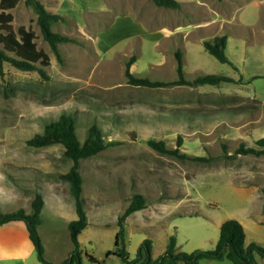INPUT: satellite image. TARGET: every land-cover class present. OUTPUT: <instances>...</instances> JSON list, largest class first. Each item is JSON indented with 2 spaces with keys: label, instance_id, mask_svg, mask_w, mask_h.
Segmentation results:
<instances>
[{
  "label": "rangeland",
  "instance_id": "obj_1",
  "mask_svg": "<svg viewBox=\"0 0 264 264\" xmlns=\"http://www.w3.org/2000/svg\"><path fill=\"white\" fill-rule=\"evenodd\" d=\"M73 1L74 7H61L66 21L51 25L80 40L57 44L61 62L43 40L33 8L20 0L10 10L12 28H31L50 63L44 67L47 78L7 61L0 63V211L20 207L29 211L34 193L41 192L45 203L37 229L44 257L58 263L69 255L73 244L67 217L75 215V208L62 174L72 161L58 143L34 147L27 139L48 121L70 115L81 142L91 125L101 130L104 140L116 142L79 159L87 214V225L78 235L81 264H97L88 254L102 264H125L106 252L115 247L117 216L134 193L145 197V206L125 219L129 259L135 258L145 238L152 240V256L157 257L171 234L176 236L177 251L212 249L221 223L229 218L244 227L245 245L256 242L264 247V154L235 152L240 143L256 146V139L264 136V3L256 7L255 0H199L179 9L149 4L155 20L145 27L118 26L108 17L94 19L103 0ZM172 26L178 28L162 39L165 28ZM136 31L147 40L144 53L140 55L139 37L132 38L126 52L108 50L114 38ZM183 32H188V39ZM222 33H227L225 53L234 66L203 48L202 39ZM182 45L187 79L217 73L242 81L162 87L126 82L124 66L131 54L138 57L134 74L175 78L174 51L183 52ZM117 47L124 49L121 42ZM178 135L180 151L208 159L178 158L146 143L148 138L163 139L174 147ZM255 259L264 264L258 254ZM21 262L41 264L28 238L0 229V264ZM197 264L232 263L201 258Z\"/></svg>",
  "mask_w": 264,
  "mask_h": 264
},
{
  "label": "trees",
  "instance_id": "obj_2",
  "mask_svg": "<svg viewBox=\"0 0 264 264\" xmlns=\"http://www.w3.org/2000/svg\"><path fill=\"white\" fill-rule=\"evenodd\" d=\"M18 0H0V63L9 62L14 67L21 70H34L41 77L47 78L44 69L50 63L49 55L38 48L35 42L36 34L31 28L20 25L16 30L11 26L13 8ZM155 5L169 8H179L178 0H153ZM24 4L31 6L36 14L35 21L39 27L43 40L47 42L53 51L56 59L61 62L62 57L57 44L61 42L78 43L76 37L64 34L51 29L54 22L62 21L64 17L60 13H53L47 10L39 0H24ZM227 41L226 33L216 34L209 39H204L202 45L204 49L222 63L233 65V62L225 53ZM176 77L169 80L152 79L147 76L134 74L130 70L131 63L136 59L135 54H131L124 66V76L130 85L143 87H162L168 85H194V84H218L225 82H241L242 78H234L225 74L204 73L198 74L192 79H187L183 71L182 52L179 48L174 51ZM1 73V72H0ZM58 143L63 147L66 157L71 159L72 164L68 171L62 176L70 184V192L74 200L75 218L67 222L70 240L73 248L69 255L58 263H52L45 259L44 248L38 234L40 224V211L44 205V198L41 192L36 191L30 201V210L27 212L23 208L12 211H0V224L21 220L24 222L28 237L36 252V257L41 264H81V250L78 235L87 225V214L83 206L81 197L82 177L78 172L79 159L91 156L103 150L107 145L116 143L115 141L104 140L103 134L96 125H91L86 138L81 142L75 131V124L70 115H62L57 120L48 121L43 125L42 131L34 133L27 139V144L34 147H42ZM148 146L159 153H166L178 158H188L194 160H207L208 157L190 155L180 151L182 137L176 138V145L168 147L163 139L148 138ZM236 153L264 154V136L256 139V146H246L240 143L235 149ZM262 211L264 212V187ZM145 206V197L140 193H134L122 213L117 216V231L115 234V247L108 250L106 255H117L125 264H197L201 258L223 259L226 258L232 264H259L255 259V254L264 258V247L256 242L244 244L245 231L242 224L233 218L224 220L219 229V237L212 249H194L193 251H177L176 236L171 234L163 253L157 257L152 256V240L145 238L139 244L134 259H129L125 249V219L132 212ZM88 258L102 264L93 255L88 254Z\"/></svg>",
  "mask_w": 264,
  "mask_h": 264
},
{
  "label": "crops",
  "instance_id": "obj_3",
  "mask_svg": "<svg viewBox=\"0 0 264 264\" xmlns=\"http://www.w3.org/2000/svg\"><path fill=\"white\" fill-rule=\"evenodd\" d=\"M22 1L24 3V0H22ZM39 1L44 5V7L47 10H49L53 13H60L64 17V19L61 22L66 21V19H67L66 16H68L67 14H65L64 12L61 11L62 5L63 4H69L70 6H73V7L76 5V4H73L74 3L73 0H39ZM178 1L180 3L179 8H181L182 4H186L190 1L196 2L199 0H178ZM18 2H20V0H18L16 4H18ZM261 2L264 3V0H255L254 5L256 7H260V6L262 7L263 4H261ZM153 3H154L153 0H151L149 3L146 0H125V3H124V0H103V4L98 5V7L96 9L97 14L95 13L93 18L94 19L99 18V20L100 19L102 20L103 18L108 17L111 19V21H110L111 24L113 23V24L118 25V26H123V25L129 24V25L145 26L146 27V24H149V20H155V18L153 16L154 15L153 14V7H151L149 5V4H151L152 6H155V3L154 4ZM179 8H175V9H179ZM11 9H9V11ZM170 9H174V8H170ZM149 11H152V14H149ZM219 21H221V20H219ZM91 23H92V21H91ZM180 26L181 25H178V27H180ZM178 27L177 26L176 27L175 26L166 27L165 29L167 31L165 32V35L162 36V39L171 36L175 32V29ZM81 29L84 32V28H81ZM136 32H138V33H136ZM136 32L128 33L125 35H123L124 34L123 33L122 36L114 38L115 42L109 47L108 50L110 52H113L115 50H124L125 51V50H127L129 42L132 40V38L139 37L143 42L140 45V49H139L140 55H141L142 53H144L143 51H144L145 41H147V40L145 39L144 33H141L140 31H136ZM187 34H188V32H183L182 35H183L184 39H188V38H186ZM226 35H227V33H226ZM212 36H214V35H212ZM207 39H209V38H207ZM155 41H158V39ZM202 41H203V39H202ZM227 41H226V45H227ZM118 42L123 43L124 49H119L117 47ZM157 45H158V43L155 44V47ZM182 47L184 49V51L182 52V56H183L186 53V48L183 45H182ZM225 48H226V46H225ZM137 62H138V57L136 56V59L130 65V70L132 72H134V69L137 68L136 67ZM183 66H184V60H183ZM183 71H184V69H183ZM222 82H225V81H222ZM214 85H216V84H214ZM44 203H45V200H44ZM43 207H44V205H43ZM43 207H42V209H43ZM42 209H41V211H42ZM29 210H30V208H29ZM25 211H27V210H25ZM41 211H40V215H41ZM40 218H41V216H40ZM67 218H69L68 219V221H69V220L75 218V215L70 214ZM40 222H41V220H40ZM2 228L12 229V230L16 231L17 233L21 234L25 239L28 238V240L30 241L28 234H27V230L25 228V224L22 221L14 220V221H10V222L4 223V224H0V229H2ZM30 243H31V241H30ZM31 245H32V243H31ZM32 247H33V245H32ZM20 256L22 257V255H17V257H20ZM21 264H23V262H21Z\"/></svg>",
  "mask_w": 264,
  "mask_h": 264
}]
</instances>
